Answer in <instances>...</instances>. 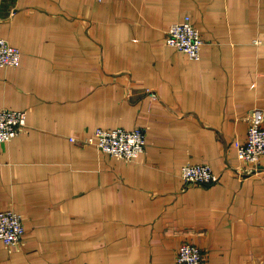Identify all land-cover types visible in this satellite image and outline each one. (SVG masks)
Returning a JSON list of instances; mask_svg holds the SVG:
<instances>
[{
  "label": "crops",
  "instance_id": "0c3cea01",
  "mask_svg": "<svg viewBox=\"0 0 264 264\" xmlns=\"http://www.w3.org/2000/svg\"><path fill=\"white\" fill-rule=\"evenodd\" d=\"M188 14L200 59L166 42ZM0 36L22 52L0 107L28 124L0 143V209L26 229L0 264H177L187 241L206 264H264V156L235 145L264 125V0H0ZM99 126L145 128V152L83 143ZM187 163L220 180L188 183Z\"/></svg>",
  "mask_w": 264,
  "mask_h": 264
},
{
  "label": "built area",
  "instance_id": "2783aa9c",
  "mask_svg": "<svg viewBox=\"0 0 264 264\" xmlns=\"http://www.w3.org/2000/svg\"><path fill=\"white\" fill-rule=\"evenodd\" d=\"M166 42L184 51L192 59H200L205 39L200 29L193 23L191 15L171 25ZM21 50L0 36V65L19 66ZM25 110L0 107V143L7 142L27 129ZM76 140L75 137H71ZM83 143L95 145L101 152L126 160H136L145 152L147 130L143 127L127 129L125 127H96L94 131L81 139ZM238 157L245 164H257L264 156V125L258 112L250 119V126L244 141L236 140ZM182 177L188 183H216L220 176L209 163H187L181 170ZM23 215L12 208L0 209V239L9 247L22 243L25 234ZM177 264H206L202 248L193 242L182 243L177 251Z\"/></svg>",
  "mask_w": 264,
  "mask_h": 264
}]
</instances>
